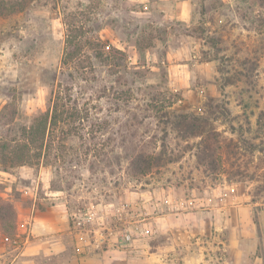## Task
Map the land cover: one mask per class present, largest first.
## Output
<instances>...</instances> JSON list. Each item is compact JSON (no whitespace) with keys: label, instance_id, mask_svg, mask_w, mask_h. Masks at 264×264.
Listing matches in <instances>:
<instances>
[{"label":"rangeland","instance_id":"rangeland-1","mask_svg":"<svg viewBox=\"0 0 264 264\" xmlns=\"http://www.w3.org/2000/svg\"><path fill=\"white\" fill-rule=\"evenodd\" d=\"M70 29L82 35L87 82L60 62ZM176 62L187 64L179 74L170 67ZM64 87L77 112L42 126L30 161L0 159V197L14 213V228L0 227V264L23 248L29 264H98L109 228L138 208L144 213L152 199L161 220L196 218L216 204L218 187L224 199L264 204V0H0V154L3 145L19 148L23 129ZM183 113L205 120L212 165L200 160L201 136L176 131L174 115ZM138 154L154 157L149 170ZM185 199L197 204L175 207ZM43 211L55 227L37 235ZM118 230L137 235L135 227ZM151 233L137 248L162 255L171 239ZM246 242L259 251L257 240ZM146 255L130 257L146 264ZM152 263L166 264L157 255Z\"/></svg>","mask_w":264,"mask_h":264},{"label":"crops","instance_id":"crops-1","mask_svg":"<svg viewBox=\"0 0 264 264\" xmlns=\"http://www.w3.org/2000/svg\"><path fill=\"white\" fill-rule=\"evenodd\" d=\"M185 3V1L179 3L182 19H186V17L191 15V11L187 9V4L185 7ZM207 24H210V22L208 21ZM171 53L172 55H177L179 49ZM207 63L209 62H201L200 65L203 66V64ZM186 65V63L176 62L170 65V67L179 74V72L184 71V66ZM192 65L196 66L197 62L195 61ZM225 190H227L225 191L227 196L231 190ZM215 192L219 195L216 197V204L197 211V217L194 219L167 217L161 220L157 218L155 213H152L157 204L155 199L149 201L146 206L144 205V209H146L144 213L141 208H138L136 211L131 212L130 217L127 216L128 213L121 216L118 218L120 220L118 225L114 223L105 234L109 244L107 249L97 254L98 264H136L131 257H138L140 251H146L147 253L145 256L147 260L146 264L152 261L155 255L165 261L166 264H174L176 261L177 264H187L188 262L193 264L195 262L197 264H264V204L248 201L244 199L243 195L242 197L236 195L235 200H231V195L224 199V193H221L220 187ZM171 214L174 215L175 213L166 215ZM206 214L210 215L207 216ZM45 215V211H43L35 217L33 224L37 235L43 233L42 228L47 230L49 227H55L54 222L49 220ZM122 219H127L123 221L124 224H120ZM123 227H128L132 231L134 227H147L153 233L160 232L161 229L162 231L164 230L167 239L171 240L168 242V246L163 248L162 255L159 251L155 254V252L148 248H145L146 250L137 248L142 247L141 241L144 240L139 235H135L131 247L124 250L123 246L127 244L121 242V230H118ZM185 237L190 238V246H187L189 241ZM248 238L252 242L257 240L258 252H249L246 242ZM146 247H148V244ZM190 249H192V253H190ZM24 250L23 248L16 255L18 262L15 263L16 259H14L10 264H29L30 260L28 261L27 257L22 256L26 255V250ZM127 250L134 253L127 254ZM218 250H224V252L218 253ZM119 252H123V255H120ZM87 254L88 256L90 255V253L84 252L82 259ZM81 262L82 264H87L85 261L81 260Z\"/></svg>","mask_w":264,"mask_h":264},{"label":"trees","instance_id":"trees-1","mask_svg":"<svg viewBox=\"0 0 264 264\" xmlns=\"http://www.w3.org/2000/svg\"><path fill=\"white\" fill-rule=\"evenodd\" d=\"M81 34L73 32L71 29L68 31L65 37V47L63 49L62 57H61V65L65 67V69L70 70L68 75L69 76H75L78 78V80L81 81H89L87 78V65L85 63V57L86 54L84 53L82 49V45L77 42L79 39H81ZM79 38V39H78ZM110 48V46H108ZM104 47L100 46V49L98 50L99 56L104 51ZM111 50L114 52V54L117 53V55L120 56L121 59L124 60V62H127L126 55L116 49L111 48ZM96 52L93 56L97 57ZM106 58H109V55L105 56ZM64 74V71L61 72ZM61 83V82H59ZM58 83V84H59ZM62 85V84H60ZM70 87H64L63 89H58L55 93H53L52 99L50 104L47 107V110L45 113H42L34 118L32 124L24 128V141L15 146L12 150H9V147L6 145L2 146L0 159L3 165L10 163V166H14L17 163H24L30 161L34 155H38V144L40 133L42 132V126L47 127L48 125H56L59 123V121L62 120V122H65L69 116L67 113L69 112V109L72 111V114H75L77 112L78 108V101L77 99H71L70 97ZM77 116V115H76ZM174 127L177 132H180L181 136L188 137V136H201V142L199 145L200 153L203 154L202 159L200 160L202 162H206L208 165L213 164L212 160V148L209 143V137L211 135V132L208 130H203V127H201L200 122L205 121L201 116L194 115V114H177L174 115ZM197 130V132H196ZM33 149V153H31V150ZM36 153H35V152ZM18 152L21 153L17 158L19 160H15V157L13 155L17 154ZM139 159H142L140 163H142L144 170H149L151 168V163L154 162V157H149L148 159L143 158L141 154H138ZM29 158V159H28ZM14 222V213H13V207L12 204L9 201H6L0 197V227L4 230V232H9L14 228L13 226Z\"/></svg>","mask_w":264,"mask_h":264},{"label":"built area","instance_id":"built-area-1","mask_svg":"<svg viewBox=\"0 0 264 264\" xmlns=\"http://www.w3.org/2000/svg\"><path fill=\"white\" fill-rule=\"evenodd\" d=\"M197 204V200L195 199H185V200H180L178 203L175 204V207L177 208H182V209H187L189 207H193ZM150 230L147 227L144 228H137V231H135V234L139 235V236H148L149 235ZM134 238V234H132V232H124L121 235V242L128 244L130 242H132Z\"/></svg>","mask_w":264,"mask_h":264}]
</instances>
